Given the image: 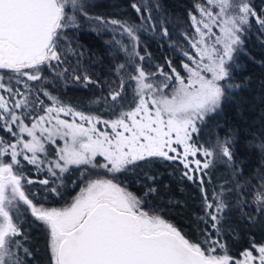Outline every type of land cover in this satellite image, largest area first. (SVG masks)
Wrapping results in <instances>:
<instances>
[{
    "label": "snow or ice",
    "instance_id": "obj_1",
    "mask_svg": "<svg viewBox=\"0 0 264 264\" xmlns=\"http://www.w3.org/2000/svg\"><path fill=\"white\" fill-rule=\"evenodd\" d=\"M132 7L142 20L152 19L150 6L143 5V13L141 6ZM80 16H87L84 0H0V132L5 134L0 136V264H31L28 258L33 253L24 246L27 236L20 228L22 205L49 230L50 264H264V240L249 238L238 258L228 253L218 227L229 207L224 193H234L237 188L242 189L237 199L244 206L248 204L245 197H250L264 213V172L253 177L255 184L245 181L243 186H221L211 199L204 193L206 217L217 238L206 236L199 243L147 210L146 198L155 188L149 185L141 197L118 182L117 176L131 170L130 166L140 167L139 162L151 163L153 158L180 162L189 180L193 171L206 176L214 160L233 162L231 139L204 146L193 137L200 133L198 125L221 110L230 90L239 87L231 82L229 62L240 42L242 26L250 17L264 26V19L248 0L196 3L189 13L194 32L184 34L191 51L183 53V74L171 61L166 62L167 71L162 66L145 71L132 60L127 67L117 65L119 82L106 98L112 102L111 116L104 119L63 104L41 86L48 75L54 73L58 79L67 72L63 65L69 52L82 55L67 46V31L79 26ZM94 19L126 33L133 42L129 55L144 60L135 51L139 42L135 26ZM162 34L168 35L167 28ZM83 80L94 83L87 76ZM126 86L131 88L130 99ZM61 113L71 120L61 119ZM57 138L63 140V146L52 148L55 159H47L45 142L56 145ZM258 147L264 153V139ZM197 155L201 158L189 159ZM23 162L38 169L47 164L57 178V170L62 175L73 166H84L80 172L84 186L65 207L33 203L23 188V183H33L23 174ZM95 169L103 174L96 172L92 178ZM145 179L155 177L146 175ZM198 179L203 185L204 177ZM40 183L46 185L48 180ZM49 191L60 195L55 187Z\"/></svg>",
    "mask_w": 264,
    "mask_h": 264
},
{
    "label": "trees",
    "instance_id": "obj_2",
    "mask_svg": "<svg viewBox=\"0 0 264 264\" xmlns=\"http://www.w3.org/2000/svg\"><path fill=\"white\" fill-rule=\"evenodd\" d=\"M202 1L84 0L87 16L78 17L79 26L67 31V46L82 55L69 52L68 60L63 65L67 72L58 79L54 73L48 75L41 86L77 111L109 119V105L112 102L106 98L109 89L119 82L117 65L125 64L127 67L132 60L140 63L145 71H154L157 66L167 71L166 62L171 61L172 66L182 72L181 52L186 47L184 34L192 32L189 13L193 12L196 3ZM133 4L141 6L142 13L143 5L150 6L152 19L142 20L141 14L136 13L132 7ZM254 5L259 16L264 19V0H254ZM95 17H102L105 21L120 20L135 26L139 37L135 51L144 56V60L139 61L134 54L129 55L133 53V42L126 33H122L115 25L98 22ZM163 28H167V36L162 34ZM243 44V51L230 74L231 82L239 87L230 90L221 110L198 125L200 133L193 137L204 146L215 144L217 140L231 139L233 162L228 164L223 160H214L206 170V176L204 173L193 172L191 180L184 175L187 170L183 164L160 158H153L147 164L139 162L140 167L130 166L131 170L117 174L118 182L138 196L143 197L149 185L155 188L156 191L146 198L149 206L147 210L160 215L187 239L196 243L203 241L206 236L217 238L216 230L206 217L204 193L207 192L211 199L212 192L219 191L221 186L225 189L235 184L243 186L245 181L255 184L253 177L264 172V153L258 147L264 139L261 136L264 133V26L255 19H252V26L244 35ZM73 76H80L81 80L77 81ZM84 76L94 83H86ZM125 91L130 99L131 88L126 86ZM41 99L48 103L46 97ZM2 135L5 134L0 132ZM45 145L49 149L47 159L54 160L51 149L61 145L60 139L57 138L56 145L47 142ZM39 156L45 159L44 153H39ZM198 158L201 157L198 155ZM83 167L73 166L62 175L57 170V178L47 170V164L38 169L36 165L23 162V174L33 181L32 184L22 182L24 191L33 203L43 204L47 208L65 207L84 186L80 175ZM91 172L92 178H96V172L103 174L101 169ZM146 175L154 176L155 180H146ZM200 176L204 177L203 185L199 183ZM108 178H111V174H108ZM45 179L48 184L40 183ZM53 187L60 195L49 191ZM241 190L237 188L234 193H224L225 203L229 207L224 210L223 219L218 225L221 232L219 238L227 246L228 253L238 258V254L248 247L249 238L264 240V213L250 197H245L248 204L244 206L237 199ZM25 208L23 205L20 207L19 216L21 231L27 236V240L23 241L24 246L33 253L28 259L31 264H50L49 230Z\"/></svg>",
    "mask_w": 264,
    "mask_h": 264
},
{
    "label": "rangeland",
    "instance_id": "obj_3",
    "mask_svg": "<svg viewBox=\"0 0 264 264\" xmlns=\"http://www.w3.org/2000/svg\"><path fill=\"white\" fill-rule=\"evenodd\" d=\"M202 2H203V1H202ZM248 2L251 4L252 8L255 10L257 16H259L258 11H257V9H256V7H255V5H254V0H248ZM252 19H255V18H254V17H250V19H249V23L243 25V26H242L243 30H242L240 33H238V35H239V37H240V42L234 46L235 51L233 52L232 60L229 62V65H230V66H229V72H230V74H231V68L233 67V65H236V64H237V62H238V58H239V55H240L241 52L243 51V48H244V46H243V45H244V44H243V41H244V35H245L246 32L251 28V26H252ZM255 21H256V19H255ZM256 22H257V21H256ZM257 23H258V22H257ZM213 31L216 32L217 35L220 34L218 28H214ZM193 32H194V29L192 28V32L189 34V36H191V35L193 34ZM185 51H191V50L189 49V45H188L187 42H186V47H185V48L182 50V52H181V55H182V57H183L182 62H186V57L183 55V53H184ZM182 74H183V72H182ZM60 118H61V119H68V120H71V117L65 116L63 113L60 114ZM77 122H79V118H78V117H77ZM85 126L87 127V125H85ZM97 127H102V126H101V125H98ZM25 136H26V134H25ZM26 138H27V139H30V137H26ZM60 141H61V145H60V146H63V140H60ZM45 143H46V142H45ZM45 147H46V145H45ZM38 155H39V154H38ZM189 159L191 160V159H199V158H198V155H197V157H195V158H193V157H189ZM191 167H192L193 169L195 168L194 165H192ZM193 172H195V171H193ZM178 231H179V230H178Z\"/></svg>",
    "mask_w": 264,
    "mask_h": 264
}]
</instances>
